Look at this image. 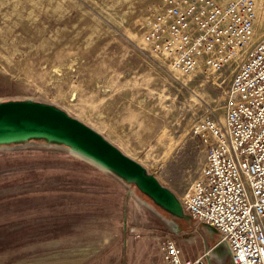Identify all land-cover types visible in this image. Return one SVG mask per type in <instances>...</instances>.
<instances>
[{"label": "rangeland", "instance_id": "374dc122", "mask_svg": "<svg viewBox=\"0 0 264 264\" xmlns=\"http://www.w3.org/2000/svg\"><path fill=\"white\" fill-rule=\"evenodd\" d=\"M162 2L0 0V101L64 109L182 197L207 159L193 126L224 123L231 76L184 75L149 51L150 10ZM219 240L66 149H0V264H149L167 241L198 258Z\"/></svg>", "mask_w": 264, "mask_h": 264}, {"label": "built area", "instance_id": "2783aa9c", "mask_svg": "<svg viewBox=\"0 0 264 264\" xmlns=\"http://www.w3.org/2000/svg\"><path fill=\"white\" fill-rule=\"evenodd\" d=\"M262 0H163L150 10L145 42L174 71L231 76L226 116L193 126L207 159L179 197L192 219L215 228L231 264H264V34ZM162 264H208L186 257L172 241Z\"/></svg>", "mask_w": 264, "mask_h": 264}, {"label": "water", "instance_id": "95a60500", "mask_svg": "<svg viewBox=\"0 0 264 264\" xmlns=\"http://www.w3.org/2000/svg\"><path fill=\"white\" fill-rule=\"evenodd\" d=\"M34 142L66 149L123 183L135 186L157 208L174 219H191L184 212L180 198L141 163L64 109L34 99L0 101V149ZM166 222L177 229L173 221ZM204 226L211 233L218 234L215 228L207 224ZM212 257L220 263L229 259L224 244L219 243L208 255L209 264Z\"/></svg>", "mask_w": 264, "mask_h": 264}, {"label": "crops", "instance_id": "0c3cea01", "mask_svg": "<svg viewBox=\"0 0 264 264\" xmlns=\"http://www.w3.org/2000/svg\"><path fill=\"white\" fill-rule=\"evenodd\" d=\"M149 264H162V258L160 257V255H159V259L157 260V261H155V262H149ZM209 264V263H208Z\"/></svg>", "mask_w": 264, "mask_h": 264}, {"label": "flooded vegetation", "instance_id": "af4514ba", "mask_svg": "<svg viewBox=\"0 0 264 264\" xmlns=\"http://www.w3.org/2000/svg\"><path fill=\"white\" fill-rule=\"evenodd\" d=\"M162 212H164V211H162ZM166 215H168L170 218H172V219H174L173 217H171L168 213H166V212H164Z\"/></svg>", "mask_w": 264, "mask_h": 264}, {"label": "bare ground", "instance_id": "6f19581e", "mask_svg": "<svg viewBox=\"0 0 264 264\" xmlns=\"http://www.w3.org/2000/svg\"><path fill=\"white\" fill-rule=\"evenodd\" d=\"M262 4V3H261ZM263 8H264V6H263ZM260 16V15H259Z\"/></svg>", "mask_w": 264, "mask_h": 264}]
</instances>
